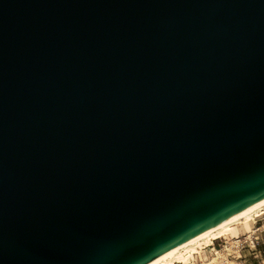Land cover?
Masks as SVG:
<instances>
[{
    "label": "water",
    "instance_id": "obj_1",
    "mask_svg": "<svg viewBox=\"0 0 264 264\" xmlns=\"http://www.w3.org/2000/svg\"><path fill=\"white\" fill-rule=\"evenodd\" d=\"M264 201V0H0V264H149Z\"/></svg>",
    "mask_w": 264,
    "mask_h": 264
},
{
    "label": "rangeland",
    "instance_id": "obj_2",
    "mask_svg": "<svg viewBox=\"0 0 264 264\" xmlns=\"http://www.w3.org/2000/svg\"><path fill=\"white\" fill-rule=\"evenodd\" d=\"M217 249L223 255L217 256ZM215 256L220 258L213 261ZM188 264H264V209L258 216L232 225L211 245L198 248L195 260Z\"/></svg>",
    "mask_w": 264,
    "mask_h": 264
},
{
    "label": "bare ground",
    "instance_id": "obj_3",
    "mask_svg": "<svg viewBox=\"0 0 264 264\" xmlns=\"http://www.w3.org/2000/svg\"><path fill=\"white\" fill-rule=\"evenodd\" d=\"M263 209L264 201L237 216L236 218L160 255L149 264H174L175 262L188 264L189 262L195 260L196 253H198V248L203 247V245H211L214 240L219 239L223 235L227 234L231 230L232 225L240 221H248L254 216H258V213ZM220 255H223V251L217 249V256ZM217 256L214 257L213 261H215L217 258H220Z\"/></svg>",
    "mask_w": 264,
    "mask_h": 264
}]
</instances>
